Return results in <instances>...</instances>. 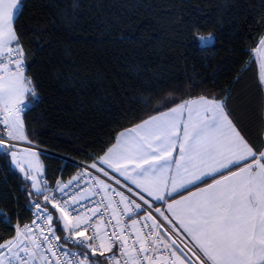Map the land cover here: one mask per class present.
I'll return each instance as SVG.
<instances>
[{"label": "trees", "instance_id": "obj_1", "mask_svg": "<svg viewBox=\"0 0 264 264\" xmlns=\"http://www.w3.org/2000/svg\"><path fill=\"white\" fill-rule=\"evenodd\" d=\"M14 28L35 100L24 135L42 179L69 181L170 100L229 97L253 143L264 0H23ZM201 37L205 44H201ZM169 106H174L170 104ZM0 150V243L30 219V182ZM10 218L11 227L3 217ZM64 232H57L62 236Z\"/></svg>", "mask_w": 264, "mask_h": 264}, {"label": "snow or ice", "instance_id": "obj_2", "mask_svg": "<svg viewBox=\"0 0 264 264\" xmlns=\"http://www.w3.org/2000/svg\"><path fill=\"white\" fill-rule=\"evenodd\" d=\"M22 4L23 0H0V123L10 129V139L17 138L14 132L21 126L19 113L27 107L21 97L31 94L28 103L35 100L31 80L24 75L23 51L14 28L15 11L21 10ZM259 44L256 59L264 68V37ZM260 91L259 143L251 141L233 115L229 97L200 96L182 103L170 100L165 104L167 110L158 108V114L120 133L117 142L101 149L102 154L85 171L67 183L57 181L51 195L39 169L33 177L31 170L20 167L31 181L27 195L42 196L43 200H30L36 219L23 229L16 225L15 236L0 243V264H52L47 253H51L56 264H97V254L112 252L117 242L120 255L126 258L124 264H264V71ZM5 144L0 138V146ZM177 148L178 155L173 157ZM6 155L19 166L15 152ZM89 170L103 177L119 173L139 190L134 192L128 187V192H134L142 203L117 192L118 203L124 205L120 215L128 217L131 224L122 225L114 210L111 240L101 235L99 226H94L93 235H84L93 218L103 219L99 204L89 208L84 203L86 197L68 191L81 177L92 175ZM205 177H212L213 182L207 183ZM94 179L105 190L110 187L104 179ZM198 181L206 187H199ZM116 183L121 181L116 179ZM188 185L196 187V191ZM182 189L188 195H183ZM173 193H180L181 198L175 199ZM168 197L173 199L169 201ZM153 201H162L167 208L154 207ZM112 203L115 202L110 200L104 205L105 210ZM139 211L144 212L141 228H149L144 234L135 231L139 221L132 218ZM85 213H90L87 218ZM3 220L12 226L9 217L4 216ZM104 226H108L107 221ZM45 227L49 231L47 236L43 235ZM125 228L135 231L131 248L123 234ZM64 231L69 235L63 239L74 240L80 247L77 251H61V260L50 245L55 241L57 249H62V236L57 232ZM183 234L190 238V247L173 238ZM46 246L47 253L41 251ZM162 250L169 255L159 256ZM106 259L120 264L115 255Z\"/></svg>", "mask_w": 264, "mask_h": 264}, {"label": "built area", "instance_id": "obj_3", "mask_svg": "<svg viewBox=\"0 0 264 264\" xmlns=\"http://www.w3.org/2000/svg\"><path fill=\"white\" fill-rule=\"evenodd\" d=\"M11 67L14 68V65H11ZM25 104H27V107L22 108L21 112L19 113L20 115H22L23 113H25L29 110V104L28 103H25ZM0 119H2V117H0ZM9 130L10 129L7 126L0 123V138H3L6 141L5 145L16 144L17 145L16 147L21 146V145L24 146L25 144L16 141V139H10L8 137ZM18 143H19V145H18ZM37 150H38V148H37ZM75 164L79 167L77 174L85 171V169L87 167V165H85V164H81V163H77V162H75ZM80 165H83L84 167H80ZM89 171L92 172V175H85V176L81 177V179L78 181V184L73 185V187L70 188L68 191L76 192V193H78V195L86 197L87 199L84 201V203L87 204V206L89 208L94 209L97 206V203L99 204L100 214L103 217V219L93 218L90 221V226L88 227V230L84 233V235H93L94 226H99L101 235H104L109 240H111L113 238L112 226L115 224V220L112 219V213L114 210L116 211V214L119 216L122 225L123 224H129V225L131 224V221L128 219V217L120 215L124 205L118 203L120 200V197L117 195V192H123V194L125 196H128L132 199H136V201L138 203H142V201H139V198L136 197L134 195V193H129L127 187H125L121 184H117L116 181H114L113 179H111L109 177H103L101 174L96 173L95 170H89ZM94 177H99L101 179H104L105 183H107L110 187L107 190H105L102 185H100L96 182V179H94ZM64 182L67 183L68 181H64ZM47 186L49 188V193H48L49 195L52 194V190L57 188V184L56 185H50L47 183ZM31 200H36V199L32 198ZM42 200H43V197H41V202H42ZM110 200L115 202V203H112L111 206L108 207L107 210H105L104 205L108 204ZM144 207L146 208L147 206H144ZM34 212H35V209L32 208V205L30 204V219L25 224L19 225L21 229H23L24 225L31 224L32 221L36 219V217L33 215ZM89 214L90 213H85L84 218H87V215H89ZM143 215H144V212L139 211L138 213H134L133 217H132L133 219H137L139 221V223L136 226L135 231H140L141 234L147 233L149 231V228H141V225L144 223ZM105 221H107V225H108L106 228L104 226ZM148 224H151V221H148ZM32 231H35V229L33 228ZM135 231H131L129 228L124 229L123 234L125 237L128 238V247L129 248L132 247L133 240L135 238ZM119 234H120V230H119V228H116V235H119ZM43 235H45V236L49 235V231L46 227L44 228ZM68 235H69V233L67 231H64V233L62 235V240L60 242L63 245L62 249H60V250L57 249V244L55 241H53V243L50 245L52 250L57 253V256L60 257L61 260H63V257L61 256V251L69 250V249H71V251H77L78 248L80 247V246L75 244L74 240L63 239L64 237H67ZM173 238H176L178 243H181V241H183V244H188L181 237H178V238L173 237ZM96 243L99 244V241H96ZM183 244H181V246H183ZM190 246L191 245H189V247ZM47 247L48 246L41 248V251H44L47 253ZM137 247H138V245H137ZM186 250L187 249H185V251ZM120 253H121V247L119 245V242H117V244L114 245L112 252L105 251L104 256H99V253L97 254V264H116L115 260L109 261L108 259H106V257L112 256V255H115L117 257V259L120 261V264H124V260L126 258L121 256ZM47 254L49 256V259L52 261V264H56V260L51 256V253H47ZM150 255H157V254H151L150 253ZM158 255L162 256V257H166L169 255V252L162 250L161 252L158 253ZM142 264H147V262H142Z\"/></svg>", "mask_w": 264, "mask_h": 264}, {"label": "rangeland", "instance_id": "obj_4", "mask_svg": "<svg viewBox=\"0 0 264 264\" xmlns=\"http://www.w3.org/2000/svg\"><path fill=\"white\" fill-rule=\"evenodd\" d=\"M201 44H205L206 42L205 41H202L201 40ZM260 44L259 46L257 47L260 48ZM254 50V56L256 57V50ZM258 60V64H259V69H260V74L262 73V71H264V68L261 67V61L259 59ZM31 87V86H30ZM26 98H27V94H25V96L21 97V101H26ZM27 103V102H26ZM24 114V113H23ZM19 117H20V124L21 126L19 127L18 130H16L14 132V135L17 137L16 138V141H18V139H22V136L24 134V126H23V122H22V115L19 114ZM20 142V141H18ZM23 143V142H21ZM25 144L24 146L21 145V146H18L16 147L17 145L14 144V145H11V144H7L5 146H0V150L1 151H12V152H15L16 153V161L18 162L19 166H17V164L11 162V157L9 156V161H10V164H11V167L13 169H15L16 171H18L24 178L25 177V173L24 172H21L20 171V167H24L26 170H31V175H33V177L36 176V170L39 169L40 172H42V168L40 166V159H39V153H38V150H36L37 148L33 149L32 145H30L29 142H27V140H25V142L23 143ZM11 145V146H10ZM19 145V143H18ZM28 180V179H27ZM30 182V186H31V181L28 180Z\"/></svg>", "mask_w": 264, "mask_h": 264}, {"label": "crops", "instance_id": "obj_5", "mask_svg": "<svg viewBox=\"0 0 264 264\" xmlns=\"http://www.w3.org/2000/svg\"><path fill=\"white\" fill-rule=\"evenodd\" d=\"M15 14H16V11H15ZM13 47H16V45L13 44ZM195 99H197V98H195ZM195 99H192V100H195ZM22 102H23V103H26L25 100L22 101ZM135 126H136V125H135ZM135 126L129 128V129H132V128H134ZM126 130H128V129H126ZM126 130H123V131H121L120 133H122V132H126ZM120 133L117 135V137H116V139H115V142H114L113 144H115V143L117 142V139L120 138ZM22 139H23V140L18 139V141L23 142V143L25 142L26 138H25V135H24V134H23V136H22ZM30 147H32L33 149L36 148V147H34V146H30ZM36 150H37V149H36ZM172 155H173V157H175V156L178 155V148H177L176 151H174V152L172 153ZM39 159H40V158H39ZM40 166H41V163H40ZM41 168H42V166H41ZM234 170H235V169H234ZM109 171L111 172V170H109ZM111 177H114V178H111ZM111 177H109V178L113 179L114 181H116V179H119V180L121 181L120 184L123 185V186H125V187H127V188H128V187H132L133 190H134V192L139 191L138 189L135 188V185H132V184H131L130 181H125L124 178L121 177V176L119 175V173H112V174H111ZM216 178H219V176L217 175ZM41 179H42V172H41ZM205 179L207 180V183H212V182H213L212 177H205ZM42 180H43V179H42ZM197 184L199 185V187H206V184L203 183L202 181H198ZM169 188H170V186H169ZM188 188L191 189L192 191H196V187H194V186H192V185H188ZM134 192H133V193H134ZM181 193H182L183 195H185V196L188 195V191H187V190H184V189L181 190ZM144 195L146 196V198L151 199L150 197H147V194H146V193H145ZM173 197H174L175 199H180V198H181V194H180V193H173ZM173 197H168L169 201H171V200L173 199ZM40 201H41V198H40ZM153 205H154V207H155V206H159V207H161L162 209H166V208H167V205H166L164 202H162V201H153ZM180 237H181L184 241H186L189 245H191V240H190L189 237H187V234H183V235L180 236Z\"/></svg>", "mask_w": 264, "mask_h": 264}, {"label": "water", "instance_id": "obj_6", "mask_svg": "<svg viewBox=\"0 0 264 264\" xmlns=\"http://www.w3.org/2000/svg\"><path fill=\"white\" fill-rule=\"evenodd\" d=\"M40 152H46V151H44V150H41V149H38Z\"/></svg>", "mask_w": 264, "mask_h": 264}]
</instances>
